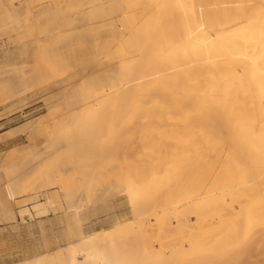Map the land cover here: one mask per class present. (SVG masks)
<instances>
[{
	"label": "rangeland",
	"instance_id": "374dc122",
	"mask_svg": "<svg viewBox=\"0 0 264 264\" xmlns=\"http://www.w3.org/2000/svg\"><path fill=\"white\" fill-rule=\"evenodd\" d=\"M86 1L0 0V133H3L0 135V163L11 162L26 171L28 176L24 174V178H30L27 181L21 179L24 180L22 182H27L26 186L40 189L42 185L58 182L57 186L54 185L55 189L50 190L59 195L64 207L43 216L48 232V250L65 245L71 232L68 230L71 229L69 213L83 198H95L89 204L96 212L89 214L85 221L86 234L105 228V235L109 237L113 228L128 223L135 227V231L127 230L112 236L114 241H118L116 243L110 240L111 244L117 246L116 249L108 244V248L125 259H129L130 252L136 249L146 247L155 251L165 244L179 248L189 239L192 243H198L207 234L210 235L209 241H212V238L225 234L237 224L246 225L240 220L243 212L226 206L221 209L219 218L208 219L198 213H192L190 218L177 216L176 207L188 195L215 194L227 189L230 179L235 176L232 157L214 146L215 139L195 135L199 130V114H195L197 118L190 116L193 115L188 113L190 106L185 102L178 103L174 97L161 103L163 108L166 102L170 107L158 114L156 112L158 116L154 119L159 121L155 123L144 112L134 115L128 111V116H118L121 118L117 119L109 107L113 102L111 98L103 103L101 101L103 105L98 102L100 99L97 101V93L103 88L102 84L108 80L111 72L95 68L101 62L96 56L95 41L82 39L63 47L64 40L61 41L54 33L55 26L66 21L60 18L56 8L58 4L72 5V9L80 12L84 9L81 13H86L91 9ZM139 1L142 3L144 0ZM103 2V5L106 6L108 2L107 5L110 6L109 1ZM50 5L54 6L46 13H37L38 9L48 8ZM10 9L17 11V20L11 23L5 15ZM103 20L98 22H102L100 25L104 23L102 28L106 29L110 26L106 25L110 20ZM87 23L88 18L80 15L74 25H81L82 32L85 33ZM50 44H53L50 50L55 48L59 53L51 54L49 50H43L45 45ZM18 50L25 54L19 55ZM15 62L17 67L14 68L12 64ZM193 87V84L187 86L190 89ZM177 95L179 93L175 92L174 96ZM90 98H96L98 103H91L87 109L90 104L86 101L89 103ZM77 121L80 122L77 124ZM61 124L67 129H63L62 137H65L58 139L54 135ZM47 128L51 132L46 131ZM89 133H92V137ZM53 137L58 145L64 144L63 151L56 152L57 156L53 153L50 158L45 154L31 166L23 151L29 148L35 153L42 148L47 151V145L53 143ZM153 140L155 142L152 143ZM196 144H199L202 151L200 157L194 160L197 161L194 167L190 169V161L178 166L170 155L171 149L183 146L189 149L187 152L194 154L191 149ZM59 168L63 170L61 176H58ZM168 174L171 176L167 177ZM258 180L263 185L259 190L258 225L251 226L245 232V238H251L257 229L262 236L261 241L243 250L238 257L230 252L223 258L225 264H264V179L260 176ZM134 181L139 182L141 187L136 201L144 195L138 213H135L128 194L123 191ZM2 183L0 182V202L9 205L15 213L25 207L34 211V205L44 198L41 195L40 200H30V191H25L11 200ZM141 184H144V188ZM241 203L245 204L247 201L242 198ZM25 217L30 220L28 214ZM20 220L18 216L15 220L0 222V264L18 260L26 255V249H38L39 219L30 221L36 237L28 233L29 223H23L22 228L17 227ZM125 220L127 223H123ZM215 258L212 253L203 263L214 264L212 259Z\"/></svg>",
	"mask_w": 264,
	"mask_h": 264
},
{
	"label": "bare ground",
	"instance_id": "6f19581e",
	"mask_svg": "<svg viewBox=\"0 0 264 264\" xmlns=\"http://www.w3.org/2000/svg\"><path fill=\"white\" fill-rule=\"evenodd\" d=\"M107 1L110 6L107 5L108 2L106 6L103 5V0H87L91 9L86 13H81L84 9L80 8V12L72 9V5L56 3L60 18L66 21L58 23L54 33L61 41L64 40L63 47L82 39L95 41L96 58L101 61L95 68L111 72L108 80L103 81V88L97 85L101 88L97 93V101L100 99L98 102L103 103L111 98L113 102L109 107L117 119L121 118L118 116H128V111H131L134 115L144 112L153 123L158 122L154 118L170 107L168 102L165 108L161 105L169 97H174L178 103L188 104V113L193 114L190 116L201 114L202 117H196L200 122L195 135L215 139L214 146L232 157L235 176L230 179L227 189L215 194L205 192L207 195H188L174 211L177 216L184 218L198 213L209 219L219 218L221 209L226 206L243 212L240 220L246 225L237 224L225 234L212 238V241H209L210 235L206 233L198 243H192L189 239L179 248L163 243L165 245L155 251L146 247L136 249L130 252V257L127 256L129 259H125L108 248V244L116 249L117 246L110 242L112 236L127 230L135 231V227L128 223L113 228L109 237L105 235V228L86 234L85 221L96 210L89 206L95 198H83L69 213L71 229L68 230L71 232L66 237L67 242L49 251L48 232L43 216L64 207L59 195L50 190L55 189L54 185L58 182L50 180L52 183L39 186L40 189L26 186V181L30 178H24L26 171L6 161L5 164L8 165L0 167V182H3L11 200L25 191H30V200H40L41 195L44 197L34 205V211L25 207L15 213L9 205L0 202V222L15 220L19 216L21 220L17 227L22 228L23 223H29L28 233L32 237H36V231L30 221L39 219L37 251L26 249V255L7 264H205L203 262L212 253L216 257L212 259L214 264H225L223 258L227 254L233 252L238 257L243 250L259 243L262 237L257 229L251 238H245V232L251 226L258 225L259 190L263 187L258 178L261 176L264 179V0H144L142 3L139 0ZM53 6L40 8L37 13H46ZM5 15L10 23L17 20V11L13 9ZM80 15L88 18L85 33L82 32L81 25H74ZM105 18L110 20L106 23L110 25L106 29L102 28L104 23L100 25L102 22H98L106 20ZM52 46L53 44L45 45L43 50H49L51 54L59 53L55 48L50 50ZM16 65L12 64L14 68ZM190 84L194 85L191 89L187 88ZM175 92L179 95L174 96ZM242 92L244 95H241ZM90 99L89 103L86 101L90 105H83L87 109L91 103H98L96 98ZM248 99L250 107H247ZM78 122L80 121L77 124ZM61 125L57 132L54 130L56 127L53 126L52 129L58 139L65 137L62 135L66 127ZM46 131L51 132L48 128ZM91 135L92 133L89 136ZM52 140L53 143L47 145V151L42 147L37 153L30 148L23 151L31 166L45 154L50 158L53 153L63 151L64 144L58 145L54 137ZM188 150L183 146L174 147L170 155L178 166L190 161L191 169L197 162L194 160L200 157L202 148L196 144L191 149L194 154H190ZM186 169L189 170L188 167ZM57 172L58 176L63 174L60 168ZM170 176L168 174L167 177ZM22 178L26 181L22 182ZM61 183L65 184L64 181ZM138 183H127L129 185L123 190L128 194L135 213L139 212L144 196L136 201L141 188ZM242 198L247 203L240 204ZM26 214L30 220H27ZM125 222L126 220L123 223Z\"/></svg>",
	"mask_w": 264,
	"mask_h": 264
},
{
	"label": "crops",
	"instance_id": "0c3cea01",
	"mask_svg": "<svg viewBox=\"0 0 264 264\" xmlns=\"http://www.w3.org/2000/svg\"><path fill=\"white\" fill-rule=\"evenodd\" d=\"M18 52H19V55H21V54H25L24 52H21L20 50H18ZM16 63V62H15ZM17 64V63H16ZM1 134H3V133H0V135ZM5 165H8V164H5V162L3 163V164H1L0 163V167H2V166H5ZM0 172H2V170H0ZM1 177V176H0ZM11 263V262H10ZM7 264V263H6Z\"/></svg>",
	"mask_w": 264,
	"mask_h": 264
}]
</instances>
